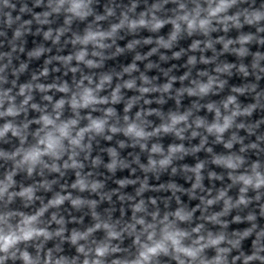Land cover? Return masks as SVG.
Here are the masks:
<instances>
[{
  "label": "clouds",
  "instance_id": "obj_1",
  "mask_svg": "<svg viewBox=\"0 0 264 264\" xmlns=\"http://www.w3.org/2000/svg\"><path fill=\"white\" fill-rule=\"evenodd\" d=\"M0 264H264V0H0Z\"/></svg>",
  "mask_w": 264,
  "mask_h": 264
},
{
  "label": "water",
  "instance_id": "obj_2",
  "mask_svg": "<svg viewBox=\"0 0 264 264\" xmlns=\"http://www.w3.org/2000/svg\"><path fill=\"white\" fill-rule=\"evenodd\" d=\"M165 32L167 31V29H165L164 30ZM233 35H235V33H233ZM37 40H39V38H36ZM28 40H29V47H32V40H33V38L32 37H29L28 38ZM253 50H255V48H253ZM229 61H234V57H231V56H228V57H226ZM21 59H24V57H21ZM128 59H130L129 57H122V58H120V61L119 62H109L110 64H112L113 66H118V63H120V62H125V61H127ZM153 59H155V57L153 58ZM39 63L40 62H33V64L32 65H30V67L32 68V69H35L36 67H38V65H39ZM153 74H155V73H153ZM27 77H22L21 79L23 80V79H26ZM233 83H239V80L238 79H233V81H232ZM243 99V98H242ZM188 162L189 163H191L192 161H191V159H189L188 160ZM247 246V245H246Z\"/></svg>",
  "mask_w": 264,
  "mask_h": 264
}]
</instances>
